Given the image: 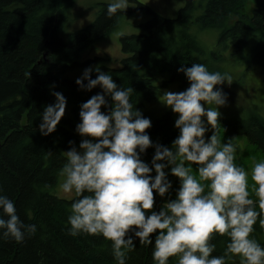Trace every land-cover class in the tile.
Masks as SVG:
<instances>
[{
  "label": "trees",
  "instance_id": "16d2710c",
  "mask_svg": "<svg viewBox=\"0 0 264 264\" xmlns=\"http://www.w3.org/2000/svg\"><path fill=\"white\" fill-rule=\"evenodd\" d=\"M73 1L0 0V195L15 204L24 224L37 227L36 233L26 234L22 242L0 238V264H117L112 242L102 235L70 234L68 218L78 197L63 198L53 192L66 162L64 152L81 142L82 136L77 132V125L82 122L81 105L96 94H104L100 86L91 91L81 89L77 79L63 75L84 64L80 61L82 52L110 34L124 13L118 11L109 18L110 3H100L96 18L65 39L62 31ZM245 1L185 0L175 18L164 17L139 3L138 10L149 13L151 18L139 25L140 32L121 35V47L126 55L120 66L107 63L97 66L110 74L118 87L133 88L130 102L151 120L146 132L153 147L140 153L141 160L149 167L155 145L171 150L180 130L175 126L177 114L171 108L156 116L145 112V103L155 100L171 82L188 84L180 68L194 63L205 65L203 57L207 49L191 31L193 26L220 29L219 49L232 45L237 54L248 51L251 64L264 66V0H254L256 5L248 13L243 10ZM213 55L218 58L217 52ZM100 59L106 60L108 56ZM206 62L212 63L207 59ZM95 69L92 79L98 75ZM54 92L62 93L71 103L73 114L65 115L56 130L45 136L39 126L45 107L56 103ZM106 99L111 106V97L106 95ZM108 110L102 106V112L107 114ZM227 126L229 135L245 136L264 153V117L257 109L247 111L245 117L228 119ZM210 132H206V140L210 139ZM165 172L172 187L164 197L154 191L156 212L176 199L180 188L170 165ZM151 175H156L154 168ZM253 200H257L255 195ZM0 217L7 219L2 210ZM129 235L135 249L128 252L126 264H155L152 252L159 230L150 236L152 245L142 246L134 232ZM251 236L264 247V229L258 221ZM228 242L227 236L214 235L213 255H223ZM169 264H177V258H170ZM226 264L239 263L226 258Z\"/></svg>",
  "mask_w": 264,
  "mask_h": 264
},
{
  "label": "clouds",
  "instance_id": "9594fccd",
  "mask_svg": "<svg viewBox=\"0 0 264 264\" xmlns=\"http://www.w3.org/2000/svg\"><path fill=\"white\" fill-rule=\"evenodd\" d=\"M128 7L129 0H113L107 6V16L112 18ZM92 71L91 67L85 69L76 81L81 89H103L104 94H96L81 105L82 122L77 132L92 139H83L79 150L73 146L64 152L66 162L59 171V190L63 194L74 191L78 197L68 218L70 234L102 235L112 242L117 264H126L128 252L135 249L130 232L145 246L152 245L150 236L157 230L152 252L155 264H169L172 257L177 258V264H226V258L235 256L240 264H264V247L251 236L257 221L264 229V161L252 165L250 193L249 172L235 163L237 145L232 139L221 143L218 135L219 108L226 105L227 96L217 85H231L232 76L211 72L201 63L179 69L190 87L179 93L165 91L160 100L178 114L175 126L180 135L171 150L155 145L149 167L140 153L153 147L146 132L151 120L130 102L134 89L118 87L99 67L92 79ZM84 80H88L87 85ZM53 94L56 103L45 107L39 126L45 136L56 130L66 113V98L59 92ZM105 94L111 97V106ZM202 101L216 107L206 109ZM102 106L108 107L107 114L101 111ZM204 117L214 130L209 140L205 139L208 128ZM193 164L198 166V176L193 174ZM169 165L181 185L177 198L156 212L154 191L164 197L172 187L165 172ZM153 168L155 177L151 175ZM252 194L257 200L250 198ZM0 210L7 216L0 217V238L22 242L26 234L36 233V225L24 224L15 204L3 195ZM216 234L229 238L220 256L213 255L216 245L211 241Z\"/></svg>",
  "mask_w": 264,
  "mask_h": 264
},
{
  "label": "rangeland",
  "instance_id": "374dc122",
  "mask_svg": "<svg viewBox=\"0 0 264 264\" xmlns=\"http://www.w3.org/2000/svg\"><path fill=\"white\" fill-rule=\"evenodd\" d=\"M112 3L113 0H74L72 6L67 10V21L62 31V36L68 39L72 32L78 31L90 24L97 16L100 3ZM139 3L145 4L152 8L155 12L167 18L177 17L179 10L185 5V0H129V7L122 14L117 26L110 34L104 38L97 40L90 47L86 48L80 57V61L84 64L76 69L67 71L63 76L70 79H80L83 77L84 70L91 67L95 69L99 63H107L110 66H120L121 59L126 55L121 47V35L140 32V24L148 21L151 15L147 12L139 11ZM256 5L254 0H246L243 10L251 12ZM229 22V21H228ZM191 31L196 34L199 41L204 44L207 49L205 57H203L205 65L211 72L219 71L229 73L232 76V84L225 82L223 85H217V89H222L227 96L225 106L219 108L221 116L219 117L218 135L221 143L232 139V143L237 145L236 160L237 166L244 167L249 172V191L251 193V168L255 162L264 161V153L261 149L251 144L245 136H233L227 133V120L234 118H242L246 116V112L251 109H257L264 117V66L251 64L248 51L237 54L235 47L219 49L218 38L220 29L218 28H202L197 25L191 28ZM248 48V47H247ZM217 52L218 58H215L213 52ZM219 52H222L220 54ZM108 59L102 60L100 57ZM208 62L212 63H207ZM190 87V82L184 84L181 81L169 83L167 87L161 89L158 97L152 102L145 103V112H152L156 116H161L164 111L170 107L161 102L162 95L165 91L179 93ZM67 101V100H66ZM204 107H216L215 105H207L201 102ZM65 115H72V105L67 101ZM178 119L176 115L175 121ZM207 120L206 117L203 118ZM207 126V122H206ZM210 136L214 134V130L208 125ZM92 139L91 137H82L83 139ZM82 142V141H81ZM80 142V143H81ZM79 143V145H80ZM79 145L76 147L79 150ZM69 151V150H67ZM66 151V152H67ZM197 165H192L193 174L198 176L196 172ZM62 178L59 176L57 185L53 192L58 196L72 198L75 196L73 191L71 194H63L59 190V183ZM254 194L250 196L253 199ZM240 264V258L235 256L230 259Z\"/></svg>",
  "mask_w": 264,
  "mask_h": 264
},
{
  "label": "crops",
  "instance_id": "0c3cea01",
  "mask_svg": "<svg viewBox=\"0 0 264 264\" xmlns=\"http://www.w3.org/2000/svg\"><path fill=\"white\" fill-rule=\"evenodd\" d=\"M72 114H73V110H72ZM66 116H69V115H66ZM71 116H72V115H71ZM71 116H70V117H71ZM81 139H82V137H81ZM88 139H89V138H88ZM81 141H82V140H81ZM78 145H79V144H78ZM78 145H77L76 147H78ZM69 150H70V149H69ZM175 177H176V176H175ZM178 179H179V178H178ZM57 182H58V181H57ZM56 185H57V184H56ZM180 185H181V181H180V179H179V187H180ZM56 195H57V194H56ZM60 197H61V196H60ZM73 197H74V196H73ZM73 197H72V198H73ZM63 198H64V197H63Z\"/></svg>",
  "mask_w": 264,
  "mask_h": 264
}]
</instances>
